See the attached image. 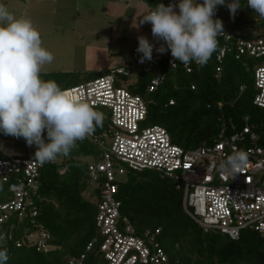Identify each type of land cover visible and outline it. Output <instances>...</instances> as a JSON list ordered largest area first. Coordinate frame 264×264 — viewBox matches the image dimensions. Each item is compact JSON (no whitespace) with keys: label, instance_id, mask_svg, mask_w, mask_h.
<instances>
[{"label":"built area","instance_id":"2783aa9c","mask_svg":"<svg viewBox=\"0 0 264 264\" xmlns=\"http://www.w3.org/2000/svg\"><path fill=\"white\" fill-rule=\"evenodd\" d=\"M223 32L217 37L222 40L215 54L217 77L229 54L236 59L264 58L263 37L250 38L239 31ZM150 42L154 45L151 60L140 62L143 54L137 52L138 44L133 49V64L111 67L101 76L65 89L72 91L77 99L103 110L104 119L109 122L108 128L86 136L101 153L99 161L88 164L91 183L101 186L95 216L98 235L69 264H83L87 253L99 242L108 264H179L170 261L161 246L160 228L138 232L122 216L119 184L128 170L149 169L171 179L183 193L185 211L205 232H220L238 240L245 229H254L264 238V146L258 144L259 135L245 118L242 129L229 138L211 145L184 148L172 141L165 127L145 125L149 101L129 89L136 74L143 68L151 73L147 91L152 93L167 79L163 66L173 69L182 66L189 73L197 66L195 61L188 64L174 61L170 49L164 53L156 51L164 44ZM135 66L139 69L134 75L131 69ZM255 86L254 104L264 108V64L256 68ZM170 104L174 101L170 100ZM36 150L26 147L0 153V179L10 183L12 190L11 198L0 202V224L14 216L32 219L37 216L41 170L47 164L59 162L60 157L41 163L35 158ZM239 150L248 154V166L243 172L220 171L219 162ZM64 172L65 169L60 171ZM21 244L45 252L53 248L50 233L38 224L35 230L24 233L18 241Z\"/></svg>","mask_w":264,"mask_h":264},{"label":"trees","instance_id":"16d2710c","mask_svg":"<svg viewBox=\"0 0 264 264\" xmlns=\"http://www.w3.org/2000/svg\"><path fill=\"white\" fill-rule=\"evenodd\" d=\"M221 41L218 40L217 50ZM217 50L205 66L197 65L190 73L182 66L176 69L163 66L167 79L152 93L147 91L151 73L143 68L136 74L129 89L149 101L145 125H161L169 131L174 143L196 148L229 138L242 129L248 118L259 135L258 144L264 146V108L254 104L255 71L264 60L251 56L236 59L229 54L217 77ZM108 70L95 72L93 78ZM90 76L83 74L69 79L62 89L93 79ZM242 86H245L243 90ZM170 100L174 104H170ZM95 109L103 113L100 108ZM108 127V120L103 119L102 127L95 130L101 132ZM44 138L47 142L46 130ZM30 147L37 149L35 145ZM96 147L87 138L77 141L67 157L59 156V162L42 168L36 199L37 216L34 219L14 216L0 224V233H6L7 264H69V260L80 256L86 244L98 235L95 216L101 186L91 185L90 162L84 160L90 154L99 153ZM86 190L96 200L86 198ZM11 196L10 183L0 179V202ZM118 197L122 216L127 217L138 232L160 228V244L172 262L264 264V238L256 230L245 229L238 240L220 232H205L185 211L183 193L176 189L175 183L156 171L128 170L120 181ZM37 224L51 235L53 248L49 251L18 245L24 233L35 230ZM83 264H108L100 250V242L87 253Z\"/></svg>","mask_w":264,"mask_h":264},{"label":"clouds","instance_id":"9594fccd","mask_svg":"<svg viewBox=\"0 0 264 264\" xmlns=\"http://www.w3.org/2000/svg\"><path fill=\"white\" fill-rule=\"evenodd\" d=\"M248 7L264 17V0H247ZM225 0H180L167 6L159 3L142 14L141 24L150 23L152 34L166 43L156 51L171 50L174 61H195L203 67L218 48L217 37L224 33L223 22L213 19L218 5ZM179 8V12L175 11ZM234 17L239 0L227 4ZM140 62L151 60L154 45L146 36L138 37ZM54 55L43 46L39 30L26 16L17 17L0 4V131L24 138L35 145V158L41 163L67 157L82 141L102 127L103 113L89 102L77 99L72 91L62 89L55 80L42 78L45 65ZM47 131V142L44 132ZM248 166V154L234 151L219 162L220 171L242 173ZM6 235L0 233V264L9 260Z\"/></svg>","mask_w":264,"mask_h":264},{"label":"rangeland","instance_id":"374dc122","mask_svg":"<svg viewBox=\"0 0 264 264\" xmlns=\"http://www.w3.org/2000/svg\"><path fill=\"white\" fill-rule=\"evenodd\" d=\"M49 1L13 0L14 8L17 5L20 10L19 16H22L23 9L29 8L25 16L30 18L39 30L43 46L54 55L53 62L45 65L42 78L44 80H55L61 88H65V84L69 79L78 78L83 74H90L89 78H93L96 76L94 75L95 72H104L111 68L114 63L111 62V58L108 56L110 52L107 48L98 47L97 44L101 40L97 39V33L91 31L92 23L90 20L87 21L89 17L83 15L79 17L76 14L66 15L67 11L64 9L62 11L66 13L63 17L57 15V13L51 14L50 9L54 7V1L51 0L52 3ZM239 5L238 18L241 19V24L246 25L245 23H249L247 25L254 27L253 32L247 33V35L243 32V34L250 38H264V17L259 16L250 9L247 0H244L243 4L240 2ZM261 59L264 60V58ZM125 60V63L133 64L135 54L130 53L128 57H125ZM118 63L115 62V65ZM138 69L139 67L135 66L131 71L135 75ZM12 143L15 148L20 149H25L28 146L24 138L5 135L0 131V153L8 150L6 147H10ZM97 151L99 153L96 156L90 154L84 160L87 162L99 161L101 157L100 149L98 148ZM84 196L96 200L89 190L85 191Z\"/></svg>","mask_w":264,"mask_h":264},{"label":"crops","instance_id":"0c3cea01","mask_svg":"<svg viewBox=\"0 0 264 264\" xmlns=\"http://www.w3.org/2000/svg\"><path fill=\"white\" fill-rule=\"evenodd\" d=\"M34 1V0H30ZM41 1V0H40ZM49 1V0H43ZM54 7H51L50 13L60 16H64L62 9L67 11L66 15L76 14L80 17L83 15L87 18V21H91L93 33H97L98 47L107 48L109 58L114 63L113 66L125 63V57H128L130 53L134 54V47L139 44L138 37L146 36L149 41H155L159 44L166 43L162 40H157L152 34V25L150 23L141 24L142 14H146L159 3L165 4V6L175 3L177 6L180 0H53ZM50 3L51 0L49 1ZM199 3H203V0H198ZM231 0H225L224 5H218L214 13L213 19H220L223 22V31H239L251 33L254 30L252 25H242L240 18H238V10L233 17L227 4ZM243 0H240L239 3ZM28 3V2H27ZM26 3V4H27ZM0 4L7 6L10 12L19 16V8L16 5L14 8L13 0H0ZM17 4V2H16ZM31 5V3H30ZM34 5V4H33ZM27 7V6H26ZM29 10L23 9L22 16L26 15ZM60 10V11H59ZM72 11V12H68ZM175 11L179 12L177 7ZM89 31L88 29H86ZM117 59V60H114ZM115 62L118 63L115 65ZM30 147V146H26ZM9 150L20 149L15 148L13 143L10 147H6ZM5 151V152H6Z\"/></svg>","mask_w":264,"mask_h":264}]
</instances>
